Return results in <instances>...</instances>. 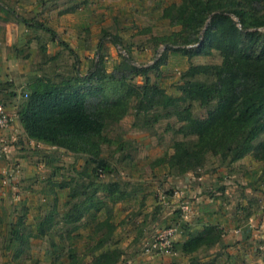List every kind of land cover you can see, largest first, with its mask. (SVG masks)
I'll return each mask as SVG.
<instances>
[{
  "label": "trees",
  "instance_id": "1",
  "mask_svg": "<svg viewBox=\"0 0 264 264\" xmlns=\"http://www.w3.org/2000/svg\"><path fill=\"white\" fill-rule=\"evenodd\" d=\"M162 18L180 30L160 39L166 48L153 65L136 66L126 51L128 56L108 73L98 57L84 75L75 68L73 76L58 82L37 78L20 102L18 121L28 139L86 157V168L77 176L55 184L69 189L63 211H49L39 231L43 234L44 226L60 224L64 238L70 240L89 212L92 220L102 210L108 213L94 227L91 260L82 263L74 253L67 264H118L121 260L123 251L112 241L111 211L128 194L118 180L99 182L95 177L112 167L102 157L103 146L113 143L107 128L130 110L148 126L161 118H174L179 124L174 133L184 140L175 141L172 154L156 162L167 165L172 177L201 171L209 155L230 166L247 156L264 162V0H181L166 7ZM25 25L56 36L39 20ZM113 43L120 44L115 38ZM170 51L188 60L218 52L221 63L190 65L180 75L178 95L171 96L149 75L152 70L159 74ZM138 76L141 85L129 82ZM202 76L214 80L204 82L199 79ZM194 105L206 109L204 117L194 114ZM159 209L153 211V221ZM20 218L19 225L24 215ZM222 236L220 228L206 225L174 249L189 257L188 264H204L198 254L210 252Z\"/></svg>",
  "mask_w": 264,
  "mask_h": 264
},
{
  "label": "rangeland",
  "instance_id": "2",
  "mask_svg": "<svg viewBox=\"0 0 264 264\" xmlns=\"http://www.w3.org/2000/svg\"><path fill=\"white\" fill-rule=\"evenodd\" d=\"M180 2L181 0H60L53 2L51 8H53L54 4L57 5L55 10L60 14L57 18H54V14L52 15L50 6L41 10L40 16H37L45 26L55 31L56 36L53 38L42 30L32 32L33 35H36V41L39 43L37 70L43 77L58 82L62 77L73 76L75 68L81 75H84L92 62L101 57L103 58L105 70L111 73L121 62L122 57L128 56L127 52L131 55L132 61L136 66L149 67L159 59L166 48L165 44L159 43L160 39L180 30L179 27H172L168 20L162 18V12L166 7L171 4H179ZM40 6L41 2L38 8ZM48 8L50 9L48 10ZM33 10L35 9L33 8L32 12ZM67 11L73 14L72 18L64 19L62 17L63 13ZM27 13L30 14L31 12L27 11ZM42 15L43 17H41ZM94 20L96 21L95 25L88 24ZM83 22L87 25L84 29L81 27L77 30L73 27L75 24L82 26ZM70 30H73V32ZM114 38L118 39L119 45L113 43ZM78 39L80 43H78ZM28 48L24 51L25 54L31 49L30 46ZM220 63L221 57L218 52H214L208 57H194L188 60L181 54L170 51L167 62L160 68L159 74L156 75L152 70L149 75L152 81H156L167 94L177 96L180 75L190 65H219ZM199 79L208 83L214 80L213 77L207 78L204 76ZM129 82L138 85L143 83L140 76L129 79ZM23 98L25 97L23 96ZM193 111L198 117H204L206 114V109L198 105H194ZM178 126L179 124L174 118H161L157 123L148 126L145 125L141 116H135V112L130 110L119 123L112 124L107 128L106 135L113 143L103 146L102 157L112 167L110 172L101 173L98 175L99 177H95V180L99 182H109L112 179L118 180L121 182L122 190L128 194L125 198V203L128 207H123L121 204L113 206L111 211L112 224H122L125 220H135V214L139 208L134 198L132 199L130 196L132 190L142 194L150 191L153 202L154 200L159 202L163 195L169 196L168 193H174L173 189L176 187L174 186L173 188L169 181V178L172 177L169 168L167 165H158L156 162L162 157H168L172 154V146L175 141L184 140L182 136L174 133ZM43 158L46 164L45 167L41 166L38 168V182L36 184L43 188L39 193L38 200L43 204L57 201L62 206L63 202H66L69 190L67 187L60 189L55 184L68 182L71 178L77 176V171L82 167V163H86V157L69 153L60 154L59 150L52 149ZM252 167L249 164L248 168ZM88 168L90 171L91 165ZM229 169H232L230 163H222L218 157L209 155L205 167L197 173L208 171L212 178L217 183H220L219 177H223V172H227ZM237 178L238 181L235 182L237 187L231 190L232 193L228 197V203L226 204L227 200H222V203L225 204L223 207H229L226 210L228 213H232L236 222L238 221L239 224H235L237 226L235 229H239V227L243 229L247 226L245 222L248 218L247 214H249V217L254 216L256 219L264 218V192L255 185L256 183H249V186L245 182V185H242L241 182H244L245 179L240 176ZM216 181H210V184L214 185ZM166 187L169 188L166 190ZM242 187L249 189L248 193L244 195L246 205L239 207L236 205L237 202L231 199L240 195L239 190L241 191ZM213 189L211 188L210 190ZM210 190L206 191V195H208ZM216 196L218 198L221 197L219 195ZM143 204L146 206L145 209L143 208L144 211L148 210V208L151 211L155 210L150 201L147 202V204H150L149 206L145 203ZM61 210L63 211V208ZM122 211L124 215L120 214ZM107 214L105 210H102L94 216L93 220L91 216L83 219L75 239L69 242L64 239L60 242V252L63 251L64 255H66V250L69 247L71 250L73 249L80 262L88 263L91 260L90 248L96 242V236L93 233L94 227L98 222L104 220ZM123 216H125L124 219ZM57 218L59 220L60 216ZM183 223L181 224V229L185 231L186 225ZM56 225L54 231L64 234L62 225ZM121 235H123V232H117V226H115L112 241L118 248L117 240H119ZM150 235L153 236V233L148 231L145 236L150 237ZM122 238L126 239V234ZM142 238L143 235L135 243L134 249L136 251L134 256L127 257V254L121 256L120 261H122V264H132L127 263L130 260H140L139 264H153L154 260H158L154 264H180L178 261L172 263V259H167L170 257L165 256H159L154 259L141 257L142 251L139 246H141L140 243L142 242L140 240ZM249 240L251 248L247 250V253H249L247 255H249L251 260L258 254L264 256V240H258L256 236L249 238ZM47 243L49 242L47 241ZM215 250L198 254V258L204 264H231L229 249L228 252L222 246L220 249ZM243 250H239L240 256L244 254ZM173 251L177 253L174 249V244ZM253 254L255 255L253 256ZM64 255H59L61 258L59 263H61ZM138 256L141 258L139 259ZM63 260L66 261L65 258ZM186 263L188 264V259H186ZM236 264H247V262L240 259ZM255 264H260V261L256 259Z\"/></svg>",
  "mask_w": 264,
  "mask_h": 264
},
{
  "label": "crops",
  "instance_id": "3",
  "mask_svg": "<svg viewBox=\"0 0 264 264\" xmlns=\"http://www.w3.org/2000/svg\"><path fill=\"white\" fill-rule=\"evenodd\" d=\"M58 1L60 0H0V105L13 118L11 127L8 130L0 131V142L8 146L7 153L0 160V264H67L69 256L74 254L73 249L71 250L69 247L66 250V255L63 251L60 252V242L65 238L64 234L54 231L57 225L44 226L43 234L38 229L41 219L49 211L55 208L59 213L63 208V205L61 206V203L57 201L43 204L38 200L39 193L43 189L36 185L38 168L45 167L44 155L55 148L28 139L18 121V108L23 96L27 95L31 84L37 78H44L37 70L39 43L36 41V35L32 34L36 29L26 27L25 22L32 19L42 21L37 16H40V11L45 7L50 6L51 8V4ZM40 2L41 6L38 8ZM56 6L54 4L53 8H48L52 15L54 14V18L60 15L55 10ZM33 8L35 10L32 12ZM27 11L31 13L28 14ZM69 12H64L62 17L64 19L72 18L73 14ZM88 24L95 25L96 21H90ZM75 25L73 27L77 30L87 27L85 22L82 26ZM70 31L73 32V30ZM78 43H80L79 39ZM29 46L31 49L25 54L24 51ZM59 153L66 152L59 150ZM249 164L253 167L248 168ZM84 167L85 163L83 162L79 170ZM230 167H232L229 169L230 171H224L223 177H219L220 183H217L208 171H202L199 174L190 172L184 176L170 177V183L173 188L174 186L176 188L173 189V194L168 193L169 196H161L160 203L157 200L154 202L151 200L150 191L142 194L132 190L130 196L132 199L134 198L139 208L135 214L136 218L132 221L125 220L122 224H115L117 232H123V235L117 240L123 255L134 256L135 243L143 235L139 248L142 251L141 257L144 259L165 256L170 257L167 259H172V263L178 261L180 264H187L186 259L189 257L184 256L180 251H177L174 256L145 254L144 248L152 241L157 231L163 228L174 227L177 229L173 244L178 246L184 243L189 235L201 231L206 225H215L223 231V236L220 243L212 250L220 249L222 246L226 251L230 250V260L234 264L238 263L240 259L247 264H255V260L258 259L260 264H264V256L261 255V257L258 254L251 260L247 255L249 254L247 250L251 248L249 238L256 236L258 240H264V218L256 219L254 216H248L245 220L247 226L243 229L241 227L235 229L237 227L235 224L239 223L236 222L232 213H228L226 210L229 207H223L225 204L222 203V200H227L226 204L228 203L231 190L237 187L235 182L238 181V176L245 179L244 182H241L242 185H245V182L249 186V183H256L255 185L264 192V162H257L247 156ZM76 168L78 169V167ZM5 176L9 177L6 184L3 183ZM210 181H216V184H210ZM168 188L166 187V190ZM211 188L214 189L210 190ZM208 189L210 192L208 191V195H206ZM248 189L242 187V192L238 189L240 195L232 197L231 200H235L236 205L243 207L246 205L244 195L248 193ZM216 195L221 197L218 198ZM149 201L153 208L160 207V214L156 216L155 221L152 219L153 211L150 208L144 211L146 206L143 203L149 206L150 204H147ZM124 203L125 200L119 204L128 207ZM182 205H187L189 211L183 213L180 210ZM91 213L89 212L86 217L92 216ZM120 214L124 215V212L122 211ZM23 215L22 224L19 225L18 221ZM182 223L186 225L185 231L181 229ZM148 231H151L153 236H145ZM125 234L126 239L122 238ZM76 236L77 232L72 235L70 240H65L66 242L72 241ZM20 239L23 240V244H20ZM47 241L49 243L46 244ZM240 249H244L242 256H240ZM60 254L64 255L63 258L66 261L62 258L59 263ZM141 257L138 256L139 259ZM157 262L158 260H154L153 264ZM232 262L231 264H233ZM127 263L139 264L140 260H130ZM118 264H122V261Z\"/></svg>",
  "mask_w": 264,
  "mask_h": 264
},
{
  "label": "built area",
  "instance_id": "4",
  "mask_svg": "<svg viewBox=\"0 0 264 264\" xmlns=\"http://www.w3.org/2000/svg\"><path fill=\"white\" fill-rule=\"evenodd\" d=\"M27 97V95H25ZM12 116L6 113L4 107L0 105V131L8 130L12 124ZM8 151V146L0 142V160L5 156ZM9 180L8 176L4 177L3 183L6 184ZM180 210L183 213L188 212L186 205L180 206ZM177 229L174 227H167L157 231L152 241L144 248L145 254H163L173 255V238L176 234Z\"/></svg>",
  "mask_w": 264,
  "mask_h": 264
},
{
  "label": "water",
  "instance_id": "5",
  "mask_svg": "<svg viewBox=\"0 0 264 264\" xmlns=\"http://www.w3.org/2000/svg\"><path fill=\"white\" fill-rule=\"evenodd\" d=\"M236 22H237V24H239L237 20H236ZM200 37H201V36H200Z\"/></svg>",
  "mask_w": 264,
  "mask_h": 264
}]
</instances>
